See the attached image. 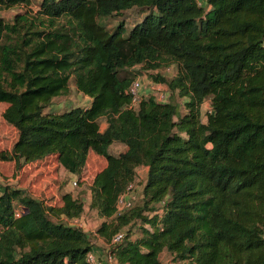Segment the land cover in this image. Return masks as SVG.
I'll use <instances>...</instances> for the list:
<instances>
[{"label":"trees","instance_id":"obj_1","mask_svg":"<svg viewBox=\"0 0 264 264\" xmlns=\"http://www.w3.org/2000/svg\"><path fill=\"white\" fill-rule=\"evenodd\" d=\"M31 6L0 0V11ZM137 67L186 113L152 96L133 107ZM172 67L170 80L152 73ZM72 82L90 105L47 113ZM0 106L18 132L0 159L18 170L56 156L79 176L91 155L106 160L89 208L106 244L126 233L119 264H163L164 252L175 264H264V0H42L0 18ZM141 168L142 201L117 215ZM85 211L70 193L48 206L0 188V264H89L90 235L65 221Z\"/></svg>","mask_w":264,"mask_h":264},{"label":"rangeland","instance_id":"obj_2","mask_svg":"<svg viewBox=\"0 0 264 264\" xmlns=\"http://www.w3.org/2000/svg\"><path fill=\"white\" fill-rule=\"evenodd\" d=\"M42 0H32V6L27 7H16L10 10H1L0 18L4 19L6 22H12L18 14H24L27 11L36 14L39 11ZM130 14V25L133 26L134 19L138 16L135 12H129ZM117 20H110L109 26H114ZM137 72H143L141 67L135 69ZM154 75L158 74L164 76L167 79H172L176 70L174 67L170 69L160 70L152 72ZM138 79L142 82L143 98H149L152 96V86L160 84L162 90L158 93H166L169 95V102H176L179 106L178 117H181L185 113L184 99L178 97V95L173 94L168 86L161 83H156L150 76L148 72H143L138 75ZM91 103V100L80 93L74 82L70 85V93L66 96H60L56 98L49 109L46 112L51 113H62L73 107H87ZM210 102L207 101L204 104L203 114L204 119L208 114V107ZM6 106H0V153L8 152L13 147L14 143L18 138V132L16 129L8 125L3 119V112ZM104 124V122H102ZM125 150V146L121 144H115L110 149V153L113 155H118ZM107 166V162L102 157L97 155H91L88 159V163L79 176H73L67 173L58 162L56 156L48 157L42 161L34 164L26 165L21 170H18L14 163L6 162L0 159V188L12 187L24 191L26 195L38 200H42L46 205H60L61 198L64 194L70 193L75 198L82 200L86 206V211L83 214L81 220L85 230L89 235L94 246H105V242L102 241L97 235V229L102 223V219L99 218L95 211L90 210L89 204L91 203V191L90 186L97 173L101 172ZM148 172L146 169H141L138 171V176L135 181V195L137 197L136 204L140 203L144 195V187L147 182ZM77 184V185H76ZM135 204V205H136ZM126 232L128 231L125 230ZM132 240H136L140 237L141 231L138 229H133ZM100 248V247H98ZM106 248L102 247V254L104 255ZM161 261L163 264H175L174 257L169 252H164L161 256Z\"/></svg>","mask_w":264,"mask_h":264},{"label":"built area","instance_id":"obj_3","mask_svg":"<svg viewBox=\"0 0 264 264\" xmlns=\"http://www.w3.org/2000/svg\"><path fill=\"white\" fill-rule=\"evenodd\" d=\"M197 1L201 2L202 0H197ZM151 89L153 91L152 97H154L159 103L169 102L168 94L158 93L162 90V86L160 84L153 85ZM142 92H143L142 82L140 80L134 82L130 90V93L132 94V97H133V103H132L133 107H137L140 104V102L144 99L142 96ZM135 187H136L135 183L131 184L129 188L127 189V191L119 198L117 215L124 214L126 211L131 210L135 206L137 202V197L135 195ZM21 212H22L21 209L17 210V213H16L17 217L21 216L22 214ZM65 221L72 227L79 228V229L85 228L81 218L75 219V220L65 219ZM125 236H126L125 232H120L112 238L109 244H105V246H101V245L94 246L93 251H91L87 256V262L89 264H119L112 252V249L116 245L121 244L124 241ZM263 238H264V235H263ZM102 247L106 248V252L104 255L102 254Z\"/></svg>","mask_w":264,"mask_h":264},{"label":"crops","instance_id":"obj_4","mask_svg":"<svg viewBox=\"0 0 264 264\" xmlns=\"http://www.w3.org/2000/svg\"><path fill=\"white\" fill-rule=\"evenodd\" d=\"M205 3H206V1H205ZM185 107V106H184ZM204 108V107H203ZM185 113H186V109H185ZM184 113V114H185ZM141 169H146V168H141ZM141 169H139L138 171H140ZM147 170V169H146ZM147 172H148V170H147ZM100 250V249H99ZM101 251V250H100Z\"/></svg>","mask_w":264,"mask_h":264}]
</instances>
